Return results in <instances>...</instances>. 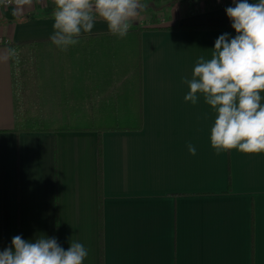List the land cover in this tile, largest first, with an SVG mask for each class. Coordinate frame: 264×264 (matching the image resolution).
Returning a JSON list of instances; mask_svg holds the SVG:
<instances>
[{
    "label": "crops",
    "instance_id": "1",
    "mask_svg": "<svg viewBox=\"0 0 264 264\" xmlns=\"http://www.w3.org/2000/svg\"><path fill=\"white\" fill-rule=\"evenodd\" d=\"M167 1L175 5L133 24L138 35L114 36L98 19L65 51L51 41L38 52L21 46L15 76L8 42L50 38L55 4L0 7V250L15 235H47L65 249L84 244V264H264V153L218 155L210 106L184 101L196 59L211 57L219 35H236L225 12L232 0ZM136 54L141 126L83 128L87 116L126 113L108 102L111 83L114 66ZM19 86L31 96L15 94ZM25 115L51 124L26 128Z\"/></svg>",
    "mask_w": 264,
    "mask_h": 264
},
{
    "label": "clouds",
    "instance_id": "2",
    "mask_svg": "<svg viewBox=\"0 0 264 264\" xmlns=\"http://www.w3.org/2000/svg\"><path fill=\"white\" fill-rule=\"evenodd\" d=\"M51 43L61 51L76 46L102 20L108 31L123 38L144 7L141 0H54ZM236 35L223 33L211 57L201 55L184 78V101L196 105L202 98L214 119L209 129L211 147L219 155L232 149L264 153V0H232L225 8ZM19 63L16 47L8 42L4 57ZM190 154L196 148L189 144ZM89 250L71 240L65 249L56 237L34 240L15 235L0 250V264H84Z\"/></svg>",
    "mask_w": 264,
    "mask_h": 264
},
{
    "label": "trees",
    "instance_id": "3",
    "mask_svg": "<svg viewBox=\"0 0 264 264\" xmlns=\"http://www.w3.org/2000/svg\"><path fill=\"white\" fill-rule=\"evenodd\" d=\"M32 1V0H31ZM31 3V2H30ZM220 5V3H214L213 6ZM167 26L171 27H182L177 25L176 23L170 24ZM141 25H133L131 30H136V34L138 35V31L141 28ZM46 41H50V38H35V39H24V40H13L11 41L12 46L16 47V49L20 48L21 46L29 45L31 52H38L39 46H42V43ZM35 43L34 45H32ZM45 52L44 55L47 53L46 48H44ZM115 54H105L103 60H110ZM10 60V59H9ZM19 60L21 63V57L19 56ZM18 63V64H19ZM10 64L13 69L14 76L16 75V70H19L18 64L14 63L10 60ZM106 67V66H105ZM114 70L118 72L120 78L119 82L114 81L111 83L113 85V90L110 92V96L112 97L109 99V103H119L123 104L121 107L124 112L122 115H93L87 116V119L84 120L83 128L91 127L93 123H97V125H101L100 128H139L142 123V113H141V91H140V79H141V72H140V59L139 56L136 54L134 60L132 58L128 61V65H120L114 66ZM107 87V86H106ZM21 86H19V89ZM17 93V90L15 91ZM130 98V99H129ZM107 101V100H105ZM127 106H134L133 109L128 108ZM16 117V116H15ZM21 121L25 124V127H32L36 129H40L43 127H48L50 125L51 120L48 117L44 116H31L25 115L20 116ZM75 126V125H74ZM72 127V126H71ZM97 129V146H96V153H97V178H98V189H99V196H100V171H101V141H100V131L101 129Z\"/></svg>",
    "mask_w": 264,
    "mask_h": 264
},
{
    "label": "rangeland",
    "instance_id": "4",
    "mask_svg": "<svg viewBox=\"0 0 264 264\" xmlns=\"http://www.w3.org/2000/svg\"><path fill=\"white\" fill-rule=\"evenodd\" d=\"M188 1L190 2L189 4L191 6H194L198 0H188ZM141 2L144 5V7L140 11L139 15L134 18L132 24H139V23H142V21L143 22L151 21L154 19L155 14L159 16V13H163L165 9H171L172 6L175 5L174 2L167 1V0H141ZM142 16H144V18ZM135 19L136 21H139V22L135 23L134 22ZM31 93L32 92L30 90H23L21 88L18 90L19 96H23L25 98L29 95L31 96Z\"/></svg>",
    "mask_w": 264,
    "mask_h": 264
},
{
    "label": "built area",
    "instance_id": "5",
    "mask_svg": "<svg viewBox=\"0 0 264 264\" xmlns=\"http://www.w3.org/2000/svg\"><path fill=\"white\" fill-rule=\"evenodd\" d=\"M30 2H31V0H0V7L6 6V5H13V6L19 7V6L28 4ZM2 42H3V40L0 37V43H2Z\"/></svg>",
    "mask_w": 264,
    "mask_h": 264
}]
</instances>
